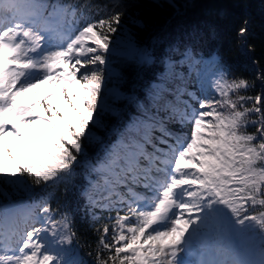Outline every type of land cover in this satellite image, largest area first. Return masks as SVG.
<instances>
[{"label": "snow or ice", "instance_id": "6c2138e0", "mask_svg": "<svg viewBox=\"0 0 264 264\" xmlns=\"http://www.w3.org/2000/svg\"><path fill=\"white\" fill-rule=\"evenodd\" d=\"M77 5L0 0V193L9 195L5 186L30 193L25 177L58 184L82 176L81 195L92 209L127 205L124 215L95 229L94 264H264V212L245 214L249 204L264 207V91L247 95L255 82L230 77L218 57L206 60L188 45L170 46L157 61L154 48L139 46L122 27V12L93 20ZM118 31L123 39L113 38ZM116 60L123 67L164 65L142 89L145 100L121 90L127 78L113 67ZM192 75L202 92L211 77L217 95L201 99L182 87ZM256 79L264 82V72ZM176 81V100L186 93L198 107L168 99ZM29 93L36 98L21 99ZM121 101L139 115L101 142L95 130L107 127L106 116L123 123ZM160 111L169 122L190 123V136L169 130ZM86 142L101 143L95 160L87 158ZM50 198L0 206V264H84L74 255L71 216L56 218Z\"/></svg>", "mask_w": 264, "mask_h": 264}, {"label": "trees", "instance_id": "16d2710c", "mask_svg": "<svg viewBox=\"0 0 264 264\" xmlns=\"http://www.w3.org/2000/svg\"><path fill=\"white\" fill-rule=\"evenodd\" d=\"M80 5H84L82 10L84 15L93 20L122 12V27L132 30L139 46L154 48L157 61L166 54V49L170 46L179 45L183 48L188 45L202 53L206 60L213 55L218 57L220 65L229 71L230 77L246 78L249 83L255 82V87L248 90L247 95L255 96L264 91V82L256 79L258 72H264V0H79L77 6ZM132 19L139 20L140 24L133 25ZM245 20L248 22V32L241 38L238 32L244 26ZM119 32L112 34L113 38ZM113 67L118 71L122 70L127 78L120 85L121 90L127 94L135 92L141 100H145L146 97L142 89L147 87L149 82H156L157 76L164 70L163 64L159 62L148 67H136L131 64L123 67L119 60H116ZM180 70L188 74L187 66ZM197 80V77L192 75L188 83L181 86L186 87L188 91L193 90L201 99L205 95H217L205 84L206 91L202 92L201 84ZM176 84L180 82L176 81L175 84L169 85L172 91L168 93V99L177 107H183L181 100L177 101L175 98L177 92L173 89ZM183 97H187V94L181 96ZM194 104L198 106L196 102ZM118 106L122 109L123 123L120 118L106 116L107 127L95 130L101 142H110L108 134L113 126L124 127L129 122L130 115H139L137 109L126 101L119 102ZM152 112L157 114L156 109H152ZM158 115L169 130L176 132L185 129L180 127L179 123L165 120L169 115L168 112L160 111ZM248 131L252 132L254 129L249 128ZM155 136H161V133L156 132ZM115 139L116 137L113 136L111 141ZM170 142L174 141L170 140ZM85 150L87 158L95 160L101 151V143L86 142ZM78 171L83 169L80 168ZM93 179L97 177L93 175ZM25 180L30 185L31 192L13 191L11 186H5V191L9 195L0 193V206L21 200L39 201L42 197L51 194L48 204L52 209L57 210L53 215L59 218L60 213L67 212L72 218L73 229L77 233L73 244L74 255L84 264H94L99 238V232L95 229H102L105 223L113 221L119 211L112 205L109 208L92 209L81 195L87 185V181L82 176L74 182L58 184H53L51 181L35 184L27 177ZM121 191L123 192L124 189L122 188ZM98 195L107 196L108 193L100 190ZM114 197L111 200L114 201ZM104 202L109 203V201H101ZM260 212H264V207L259 205L253 207L249 204L245 209V214L249 216L259 215ZM93 215L98 219L94 221Z\"/></svg>", "mask_w": 264, "mask_h": 264}, {"label": "rangeland", "instance_id": "374dc122", "mask_svg": "<svg viewBox=\"0 0 264 264\" xmlns=\"http://www.w3.org/2000/svg\"><path fill=\"white\" fill-rule=\"evenodd\" d=\"M117 36H119L121 39H123V34H122V32H119V34H117L116 36H115V38L117 37ZM114 38V39H115ZM88 67V66H87ZM90 67H92V66H90ZM163 67H164V65H163ZM82 71H83V69H82ZM164 71V70H163ZM181 71H183V70H181ZM184 72V71H183ZM185 73V72H184ZM185 75H186V73H185ZM210 80H211V77H209V79H208V81L207 82H205V85L206 86H209L210 88H211V90H212V92L214 93V94H216V92H215V89H214V87L211 85V83H210ZM173 90H176V86L174 87V89ZM36 98V95L34 94V93H29V94H26L24 97H22L21 99L22 100H31V99H35ZM186 100H188V99H186ZM190 102V101H189ZM190 125V126H189ZM184 126H187L186 127V130L187 131H179V133H182V134H185L186 136H190V131L191 130H189V127L191 128L192 127V125L189 123V124H185ZM183 127V126H182ZM5 163H8V164H10L11 163V161H9V160H7V158H5ZM144 191H146V190H143L142 192H144ZM145 210H147V209H145ZM169 224H170V221L168 222ZM154 227H157V226H154ZM181 255H182V253L180 254V259H181ZM181 261H183L182 259H181Z\"/></svg>", "mask_w": 264, "mask_h": 264}]
</instances>
